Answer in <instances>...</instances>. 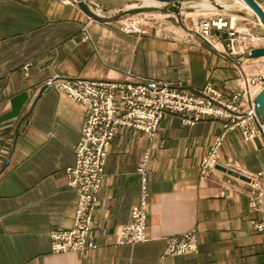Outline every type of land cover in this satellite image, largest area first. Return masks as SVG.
<instances>
[{
    "label": "crops",
    "instance_id": "0c3cea01",
    "mask_svg": "<svg viewBox=\"0 0 264 264\" xmlns=\"http://www.w3.org/2000/svg\"><path fill=\"white\" fill-rule=\"evenodd\" d=\"M88 2L113 14L130 0ZM189 7L196 10L185 13V29L149 17H141L147 27L135 17L100 22L73 1L0 0V264H264V231L255 226L264 212L251 210L248 198L253 181L264 191V141L229 132L218 165L248 179L219 168L202 178L201 161L222 121L189 125L184 114L171 112L153 138L117 130L94 212L95 248L52 252L51 233L74 222L77 198L65 169L75 162L85 108L52 88L42 90L47 78L181 82L189 89L212 84L230 93L244 72L264 70V56L229 55L225 33L198 35L204 15L190 1L182 9ZM129 23L146 32H127ZM147 151L150 240L121 245L119 232L139 202L138 168ZM190 230L198 233L197 252L164 256L168 239Z\"/></svg>",
    "mask_w": 264,
    "mask_h": 264
},
{
    "label": "built area",
    "instance_id": "2783aa9c",
    "mask_svg": "<svg viewBox=\"0 0 264 264\" xmlns=\"http://www.w3.org/2000/svg\"><path fill=\"white\" fill-rule=\"evenodd\" d=\"M75 2L76 0H64ZM258 22L240 24L237 16L221 11L204 16L197 23L196 32L202 38L212 37L215 31L226 34L225 48L229 55L249 57L253 49L264 47V35L255 33ZM127 32H143L135 23L127 24ZM85 40L90 38L84 29ZM28 68V65L25 67ZM44 86L70 96L85 108V122L81 138L75 148V162L65 169L69 187L76 193V209L71 228L51 233L53 253H86L95 248L91 238L106 163L112 141L120 127L144 132L153 138L167 113L184 114L183 121L194 125L202 119L222 121V132L215 139L200 164L202 178L212 174L219 164L221 148L227 134L238 131L245 141L260 138L264 141V120L258 115L256 98L264 89V70L243 73L237 89L230 93L212 84L189 89L183 83L153 80L122 82L65 77L59 74L46 79ZM150 151L138 168L141 175L139 202L131 209L129 223L119 232V244L144 243L147 234L148 177L146 164ZM249 206L264 212V191L257 181L252 182ZM256 229L264 231V221ZM198 233L194 230L167 241L164 256L195 253Z\"/></svg>",
    "mask_w": 264,
    "mask_h": 264
},
{
    "label": "water",
    "instance_id": "95a60500",
    "mask_svg": "<svg viewBox=\"0 0 264 264\" xmlns=\"http://www.w3.org/2000/svg\"><path fill=\"white\" fill-rule=\"evenodd\" d=\"M151 1V0H150ZM156 2L153 5L144 4L141 6H131L125 5L124 7L120 8L113 14L104 15L99 14L93 7L92 4L88 2V0H76L77 5L79 8L91 19L100 21V22H117L123 19L129 18L131 16L143 13H150L154 11H159L165 14H172L175 16L169 18L171 21L176 22L177 20L178 25L181 27L188 29L185 24V13L194 12L196 10L195 7H189L188 9L183 10V4L190 0H152ZM244 1L251 9L252 13L249 12H237V15L244 16L250 15L255 17L256 21L258 22L257 30L255 31L258 35H264V0H242ZM200 2H209L212 3L216 10L224 11L225 8L222 4L218 3L217 0H200ZM150 5V6H149ZM103 13H109V9L107 7L101 6ZM184 12V13H183ZM226 35V34H225ZM264 56V47L253 49L251 52V57H262ZM47 86H44L46 89ZM256 103L258 104L257 112L258 115L264 120V89L259 93L256 98ZM8 161H6L7 163ZM216 168H219L231 175H235L241 179L247 180L248 178L245 175L238 173L233 169H228L224 166L217 165Z\"/></svg>",
    "mask_w": 264,
    "mask_h": 264
},
{
    "label": "rangeland",
    "instance_id": "374dc122",
    "mask_svg": "<svg viewBox=\"0 0 264 264\" xmlns=\"http://www.w3.org/2000/svg\"><path fill=\"white\" fill-rule=\"evenodd\" d=\"M190 2L192 4H195V5H197V4L199 5V3H203V2H200V0H190ZM227 2L229 3V5H232L231 6L232 8L225 9L223 12H225L229 16L236 15L237 16V22L240 23V24L248 23V22L252 23L253 22L252 20L250 21V19H254L255 18L253 16H250V15H247V14L244 15V16L237 15V12H239V11L246 12V13L248 12V10L246 8H241L240 7L241 6L240 2H242V1H240V0H228ZM145 3L147 4L146 0H130V2L127 3V5L141 6V5H144ZM200 9L202 10V15H204V16H209V15H213V14H217V13L221 12L219 10H213V11L205 10L202 7H200ZM249 13H252V12H249ZM134 17L137 18L136 20H137L138 25H142V26H146V27L149 26V24L146 23L144 20H141V17L156 18L159 21L163 22L164 24H168V22L171 21L169 18L174 17V19H176L175 16L172 15V14L169 15V14H165V13H162V12H159V11H154V12H150V13H143V14H137V15L131 16V18H134ZM126 19H128V18H126ZM175 21L177 22V20H175Z\"/></svg>",
    "mask_w": 264,
    "mask_h": 264
},
{
    "label": "bare ground",
    "instance_id": "6f19581e",
    "mask_svg": "<svg viewBox=\"0 0 264 264\" xmlns=\"http://www.w3.org/2000/svg\"><path fill=\"white\" fill-rule=\"evenodd\" d=\"M218 1V3H220V4H222L223 5V7L225 8V9H230V8H232L231 6L232 5H229V3L227 2L228 0H217ZM240 1H242V0H240ZM148 2V1H147ZM156 2H154V1H150V2H148V4H150V5H153V4H155ZM146 4V3H145ZM240 4H241V8H246L247 10H248V12H251V9H250V7L244 2V1H242V2H240ZM149 5V6H150ZM199 5H200V7H202V8H204V9H211V10H216V8H215V6L214 5H212L211 3H208V2H203V3H199ZM196 6H198V5H196ZM99 11V10H98ZM99 14H104V15H109L110 13H103L102 12V10H100L99 12H98ZM113 13V12H112Z\"/></svg>",
    "mask_w": 264,
    "mask_h": 264
}]
</instances>
